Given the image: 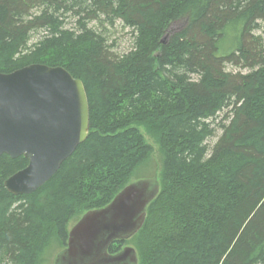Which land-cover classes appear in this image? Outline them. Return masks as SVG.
<instances>
[{
    "label": "trees",
    "instance_id": "1",
    "mask_svg": "<svg viewBox=\"0 0 264 264\" xmlns=\"http://www.w3.org/2000/svg\"><path fill=\"white\" fill-rule=\"evenodd\" d=\"M117 21L133 33L123 55L99 31ZM261 21L264 0H0V72L63 66L90 108L87 139L33 193L4 184L29 160L0 156V264H49L74 214L154 166L143 129L159 144L160 192L108 252L129 243L139 264H264Z\"/></svg>",
    "mask_w": 264,
    "mask_h": 264
},
{
    "label": "water",
    "instance_id": "2",
    "mask_svg": "<svg viewBox=\"0 0 264 264\" xmlns=\"http://www.w3.org/2000/svg\"><path fill=\"white\" fill-rule=\"evenodd\" d=\"M90 108L85 85L63 66L32 63L0 72V156L23 155L28 165L7 178L15 195L44 185L89 134ZM160 192L158 176L126 185L105 207L87 211L71 228L67 246L54 264H139L136 248L115 254L108 247L136 235L147 208Z\"/></svg>",
    "mask_w": 264,
    "mask_h": 264
},
{
    "label": "rangeland",
    "instance_id": "3",
    "mask_svg": "<svg viewBox=\"0 0 264 264\" xmlns=\"http://www.w3.org/2000/svg\"><path fill=\"white\" fill-rule=\"evenodd\" d=\"M91 25H97V24L96 22H93ZM260 25H261L260 29L256 30L255 33L261 35L264 41V21H261ZM173 27H174L173 29H179L182 27V24H175ZM99 31L105 34V36L108 38L110 45H112V50L115 51L118 55H123L131 50L133 44V33L132 30L128 27H125L122 22L117 21L114 26L105 24V27L102 26ZM37 39L38 36L34 35L31 39L30 45L36 42ZM227 69L232 71H239V70L246 71L245 69H240L239 67L230 64H228ZM143 132L145 133V137L147 141L150 144H152L154 147V154L152 156L154 166H152L151 163V166L146 165L143 168L140 169L137 168L134 174L132 175V177L130 178V182H135L143 178H150L155 174L160 175L159 172L161 170V165L159 159V155H160L159 144L156 138L153 135H151L149 132H147L145 129H143ZM216 140L217 137L213 139V142H215ZM83 213L84 211L82 210L79 213L74 214L72 216V218L70 219L67 225L69 231L81 219V217L84 215ZM126 245H129V243L124 244L123 247ZM60 248L61 247L58 248L56 246H53L46 253L47 254L46 257L49 260V264L54 263L55 257L57 253L60 251Z\"/></svg>",
    "mask_w": 264,
    "mask_h": 264
}]
</instances>
